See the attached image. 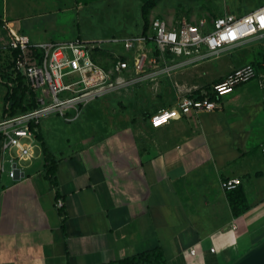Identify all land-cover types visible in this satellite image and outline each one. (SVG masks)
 Returning a JSON list of instances; mask_svg holds the SVG:
<instances>
[{
    "label": "crops",
    "instance_id": "0c3cea01",
    "mask_svg": "<svg viewBox=\"0 0 264 264\" xmlns=\"http://www.w3.org/2000/svg\"><path fill=\"white\" fill-rule=\"evenodd\" d=\"M73 1L63 15L74 12L70 27L77 29L62 40L47 35L48 24L34 26L24 15L10 14L4 0L0 20L35 42L84 38L75 11L89 0ZM3 27L0 44L6 41ZM248 63L264 75V38L176 70L161 79L155 94L143 85L92 101L75 120L59 115L76 122V130L49 142L40 130L54 156V174L48 173L35 138L34 156L18 163L20 173L10 178L9 162L1 170L0 145V264H108L156 247L167 264H229L261 242L262 81L236 87L212 111H191L159 128L149 120L158 109L177 106L190 92L206 93ZM83 115L89 122L77 123ZM10 154L14 150L6 151L4 159ZM230 177L241 184L224 191L221 183Z\"/></svg>",
    "mask_w": 264,
    "mask_h": 264
},
{
    "label": "built area",
    "instance_id": "2783aa9c",
    "mask_svg": "<svg viewBox=\"0 0 264 264\" xmlns=\"http://www.w3.org/2000/svg\"><path fill=\"white\" fill-rule=\"evenodd\" d=\"M4 28L6 41L0 46L13 55V68L23 75L36 103L32 109L0 119L1 170L5 161L9 162L8 175L14 179L21 170L18 163L31 160L36 151L31 125L37 131L42 118L51 113L75 120L92 101L114 93L132 92L143 85L155 94L161 79L173 77L176 70L221 57L253 39H263L264 4L241 16L226 13L211 19L183 16L176 20L156 16L146 32L106 41L77 36L67 41L35 42L7 23ZM112 47L118 50L110 51L112 61L107 68L99 61L100 53ZM72 74L78 79L64 82ZM256 79L264 86V75L258 65L248 63L234 68L206 93L190 92L177 106L158 109L151 115L150 124L159 128L191 111H212L218 108L219 98ZM68 109H74L75 114L67 115ZM11 150L15 154L5 160L4 154ZM261 150L264 159V144ZM240 184V178L230 177L221 186L224 191H231ZM56 206L61 208L63 202L59 199ZM190 253L195 254V249H190Z\"/></svg>",
    "mask_w": 264,
    "mask_h": 264
},
{
    "label": "rangeland",
    "instance_id": "374dc122",
    "mask_svg": "<svg viewBox=\"0 0 264 264\" xmlns=\"http://www.w3.org/2000/svg\"><path fill=\"white\" fill-rule=\"evenodd\" d=\"M4 2L10 14L18 12L24 15L25 20H28L26 23L34 26L48 24L46 27L52 29L47 35L55 40L71 37V32H73L71 30L77 29L70 27L74 22L73 16H71L74 12L63 15L69 6L74 4L73 0H4ZM262 4H264V0H89L82 9L77 8L75 13L78 19V31L85 39L106 41L114 37L146 32L152 18L156 16L169 20H176L183 16L193 19L206 16L211 19L226 13L241 16L257 9ZM17 22L19 25L22 21L17 20ZM54 29L58 31H54ZM63 29L65 30L63 31ZM252 41L259 42L257 39ZM117 50L114 47L104 49L100 53L101 64L107 68L110 67L112 61L110 51ZM11 62L9 51L0 46V118L7 116L11 104L8 102L7 111L4 113L2 103L4 88L12 87L15 84L13 80L16 75L12 71ZM77 79L78 76L72 74L65 77L64 82H73ZM87 121L88 118L83 115L77 123L84 124ZM74 123H68L59 114L52 113L42 118L41 125L38 126L39 133L41 135L40 130L43 131L44 138L48 142L49 140L58 141L65 135L72 136L76 130ZM39 145L41 147L40 142ZM6 167L8 168V164Z\"/></svg>",
    "mask_w": 264,
    "mask_h": 264
},
{
    "label": "trees",
    "instance_id": "16d2710c",
    "mask_svg": "<svg viewBox=\"0 0 264 264\" xmlns=\"http://www.w3.org/2000/svg\"><path fill=\"white\" fill-rule=\"evenodd\" d=\"M4 23L0 20V27H3ZM14 54V53H13ZM11 60L12 54L10 53ZM12 71L15 73L16 78L14 81V85L12 87L6 86V93L3 99V112L7 111V104L11 102L10 109H8V114L5 117L14 116L21 112H25L29 109L36 107L34 95L25 84V79L21 73H17L14 70V62H11ZM31 130L34 133L35 138L41 143L42 151L45 156L46 164H48V173L54 174L56 163L54 160V156L49 149V147L44 142L42 136L39 131H36L34 126L31 125ZM234 212L236 214H240L241 210L238 207H234ZM108 264H167L162 248L156 247L151 250H147L145 252L139 253L133 257L126 258L119 261H114Z\"/></svg>",
    "mask_w": 264,
    "mask_h": 264
},
{
    "label": "water",
    "instance_id": "95a60500",
    "mask_svg": "<svg viewBox=\"0 0 264 264\" xmlns=\"http://www.w3.org/2000/svg\"><path fill=\"white\" fill-rule=\"evenodd\" d=\"M39 153L38 147L37 154ZM231 264H264V239L241 254Z\"/></svg>",
    "mask_w": 264,
    "mask_h": 264
}]
</instances>
